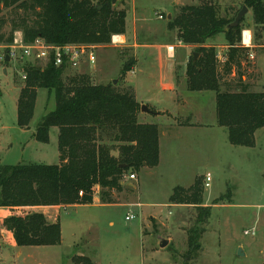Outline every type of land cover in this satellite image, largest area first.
Returning <instances> with one entry per match:
<instances>
[{"label":"rangeland","instance_id":"rangeland-1","mask_svg":"<svg viewBox=\"0 0 264 264\" xmlns=\"http://www.w3.org/2000/svg\"><path fill=\"white\" fill-rule=\"evenodd\" d=\"M92 1L95 4L103 2ZM208 1H213L224 17H232L244 7V0H116L115 8L127 11V34L132 36L137 28L140 42L147 39L156 46L138 53L141 65L150 66L153 71V77L148 80L152 87L148 84L145 88L157 95L152 104L157 109L175 112L181 122L192 117L196 125L180 129L170 126L168 116L158 118L143 114L140 123L159 126L161 164L156 168L145 167L138 173H129L123 181L127 191L115 193L120 203L108 205L100 200L101 205L97 190L93 205L61 208L57 214L62 228L60 246L33 250L24 257L21 253L0 247L1 253L6 256L4 258L0 253V264H75L73 258L78 256L88 257L95 264H183L182 256L187 251L186 231L195 225L197 211L194 207L173 206L170 197L176 187L189 188L197 177H201L205 185L207 175L212 177V181L209 188L205 186L204 205L211 207L212 212L201 239L200 256L190 264H263L264 130L258 133L254 150L235 147L229 142L227 129L214 123L217 122L214 92H190L185 82L178 88V97L183 99L184 106L161 96L162 93H169H165L168 91L162 88L159 77L166 74L165 65L169 67L173 63L167 44H179L178 31L168 30V16L174 17L182 6ZM3 15L9 18L11 13L5 11ZM159 15H163L164 19H159ZM242 29L251 30L256 57L255 61L246 63V71L257 75L254 76L257 83L255 90L264 92V28L255 25L253 13L249 10ZM4 31L8 33L10 27ZM18 43L0 45V165H59V129L51 130L47 144L35 138L43 117L55 110L54 94L40 89L29 129L18 127L17 105L20 89L25 83L22 74L27 63L21 60L5 62L11 48ZM212 46L220 57L225 58L228 54L227 42L216 41ZM96 50L101 62L100 67L91 72V76L94 74L93 82L100 85L119 80L117 86H124L125 76H121L128 66L135 63L133 49L127 45L116 47L112 41L109 46L96 47ZM187 53L186 48L178 47L177 61L182 66V69L177 68L179 76L185 71ZM194 53L195 48L192 47L188 63ZM30 64L38 67L47 65L45 62ZM159 65L165 67L157 72ZM88 68L83 64L82 73H87ZM66 74L77 72L68 68ZM197 124L209 125V130L203 131ZM132 174L138 177L136 181L129 179ZM128 190H133V193ZM221 198L223 200L220 201ZM7 212L9 209L0 208V233L8 231L3 224ZM131 215L135 218L127 221L126 217ZM54 218L55 214L50 221ZM253 230L256 231L255 236L244 233ZM166 240L169 245L163 249L160 246ZM240 250L245 256L239 255Z\"/></svg>","mask_w":264,"mask_h":264},{"label":"trees","instance_id":"trees-1","mask_svg":"<svg viewBox=\"0 0 264 264\" xmlns=\"http://www.w3.org/2000/svg\"><path fill=\"white\" fill-rule=\"evenodd\" d=\"M244 6L252 11L255 25L264 28V0H244ZM5 11L11 13L9 18L3 15ZM237 14L221 16L213 1L202 2L182 6L167 27L178 31L179 41L199 54L188 63L187 89L214 92L217 125L227 129L229 142L254 148L256 132L264 129V92L255 90L257 75L246 71L250 59L249 49L241 46L244 20L226 31ZM126 21L127 11L117 10L112 0L97 4L92 0H0V45H13L15 34L21 32L26 44L42 39L54 46H109L113 37L125 35ZM7 27L8 33L4 31ZM221 34L228 45L225 61L215 47L207 46ZM66 70L67 66L57 67L53 61L45 67H24L18 127L29 129L40 89L53 93L55 110L43 117L35 138L47 144L51 130L59 129L60 164L0 165V208L11 212L3 224L19 248L62 244L60 219L51 224L45 214L27 213L25 208L90 206L97 190L104 204L120 203L115 193L127 191L123 181L128 174L160 163L159 126L139 122L142 106L133 87L95 84L88 74L68 75ZM150 110L154 116L162 115ZM177 121L187 127L192 117ZM204 194L203 180L197 177L189 188L176 187L170 197L173 206L197 211L195 225L186 231L183 264L197 261L202 251L201 239L212 212L204 205ZM73 262L95 264L85 256L75 257Z\"/></svg>","mask_w":264,"mask_h":264},{"label":"crops","instance_id":"crops-1","mask_svg":"<svg viewBox=\"0 0 264 264\" xmlns=\"http://www.w3.org/2000/svg\"><path fill=\"white\" fill-rule=\"evenodd\" d=\"M249 31L251 32V30H249ZM169 32H171V31H169ZM15 40H23V35H22L21 32H17L16 33ZM112 41L114 42V45L116 47H123V46L127 45L128 48L131 47L133 49L132 53H134V56H135V63L133 65L131 71L129 73H127L126 76H125L124 86H131V87L134 88L138 103L141 104V106L147 105L148 107H150L151 109L155 110L156 112L161 113L162 115H157L158 118L159 117L163 118V117H167L168 116V119L171 120V122L169 123L170 126L173 125L175 127H180V129L192 128L193 126H195L196 123H193V122H191V125L187 126V127L178 125V121H177L178 118L175 116V112L173 113L170 110H165V109H160V108L157 109V108H155L154 104H152L154 99L157 97V95L154 94L153 90H148V89H145V88H146V86L148 84H150V87H152L151 82H149L148 80L153 77V71L151 70L150 66L149 67H147V66L145 67V66L141 65V63L139 61V58H138V53H139V50H142V49L152 50V49L156 48V46H154L153 44H150V42H148L147 39H142L141 40L142 42H140V39H139L138 34H137V28H136V30H134V33H133L132 36L128 35L127 34V26H126L125 35L115 36V37H113ZM216 41L217 42L221 41L223 44H225L227 42L225 37H224V34H221V35L217 36L216 38L209 40L208 43H207V46L214 47L212 45H215ZM171 46L175 47L174 51H170L169 50V47H171ZM179 46H183L184 48H186L188 50V53L185 55V57H186L185 62H184L185 71L182 72L183 73L182 76H179L177 74V68L179 67V68L182 69L181 64L179 66V63L177 61V49H178ZM253 47L254 46L252 44V48L249 49V54L251 53V54L254 55V60L253 61H255L256 57H255V54L253 52ZM167 49H168L169 57L171 59H173V63H171V65H169V67H167V64L165 65L166 67L163 66V65H159L158 66L157 72L160 71L161 69L163 70V68L165 67L166 74L164 73L165 75H163V73H162L163 76H160L159 78H161V82L160 83H161L162 88L164 90L167 89L166 91H168V92H165V93H169V94H163L162 93L161 96H163L164 98L167 97L168 100L170 102L174 103V104L177 102L178 105L184 106L185 102L183 101V99H180L178 97V88H179V86L181 84L183 85L187 81V79H186L187 78V75H186L187 74V63H188L187 62V58H188L189 52L192 49V47L191 46H187V45L183 44L181 41H179V44H177V45L167 44ZM96 55H97V63H96V65L93 66V67L88 66L89 67L88 68V72L85 73V74H88V75L91 76V72L96 70V68L100 67L101 57H100V54L98 53L97 50H96ZM218 57L221 58L219 55H218ZM76 72H77V74H84V73H82L83 71H82L81 68L79 70H76ZM148 73H151L150 76H149L150 78L148 77ZM93 75L94 74H92V76ZM92 76H91V78H92ZM92 80H93V78H92ZM178 80L180 81V83L178 82ZM100 85H108V84H100ZM257 92H259V91H257ZM201 93H203V92H201ZM50 94H53V93H50ZM203 94H205V93H203ZM202 96L205 97V95H202ZM215 99H216V94H215ZM142 115L147 117V116H151L153 114L152 113L148 114V113L141 112V114L139 116V121L142 118ZM191 116H194V114H191ZM216 121H217V118H216ZM144 123L146 124V122H144ZM214 123H216L215 125H217V122H214ZM197 125H200V124H197ZM215 125H213V126H215ZM200 126H201L200 129H202L203 131L209 130V127H210L209 125H200ZM261 130H264V129L258 130L256 132V134H255L256 146L254 148H250V149L254 150L257 147L258 133ZM160 138H161V134H160ZM161 148L162 147H161V140H160V163H159V165L161 164V155H162ZM137 179H138V177L136 176V179L132 180V181H136ZM123 186H124V184H123ZM96 199H97V196H96V193H95L94 200H96ZM100 200L101 199H99V197H98V201L101 204ZM101 205H103V204H101ZM73 207H80V206H73ZM73 207H68V209L73 208ZM182 207H186V206H182ZM61 208H64V207L25 208L24 211H26L27 213H36V212L43 213V214H45L48 222L53 224V223H55L57 221V219H59L57 217V214H58V212H59V210ZM53 214H55V218L53 219V221H50L51 220V216ZM10 215H11V212L9 211V212H7L5 214V216H6L5 218H7ZM6 240H9V241H6ZM0 247L2 249H4V248L7 249L8 248L7 251L16 252L18 254L21 253V256H23V257L26 254H30V252L33 251V250H41L40 248H43V247H29V248H26V249H25V247L19 248V247H17L15 245V242L13 240L12 234L9 231H5V233H0ZM17 250H20V251L17 252ZM1 252H2V250H0V253ZM1 255L4 256L3 253H1ZM263 255H264V253H263ZM4 258H6V256H4Z\"/></svg>","mask_w":264,"mask_h":264},{"label":"built area","instance_id":"built-area-1","mask_svg":"<svg viewBox=\"0 0 264 264\" xmlns=\"http://www.w3.org/2000/svg\"><path fill=\"white\" fill-rule=\"evenodd\" d=\"M159 19H164L163 15H159ZM19 40H15L18 43ZM14 42V43H15ZM253 44V35L249 30H244L242 32V42L241 46L246 49H251ZM175 47H169L170 51H174ZM10 59L12 60H21L27 64L30 62H45L50 63L53 61L54 65L59 66H67L68 68L79 70L82 68L83 64H87L90 67H93L97 63V55H96V47L93 46H82V45H66V46H54L46 43L42 39H37L35 42L31 44L24 43L21 40L20 44H16L11 48L10 51ZM249 58L251 61L254 60V55L249 54ZM222 61H225V58H220ZM35 65V64H33ZM22 78L25 81L26 75L23 70ZM129 179L135 180L136 175L132 174L129 176ZM212 181V177L207 175L205 186L207 188L210 187V183ZM135 217L133 215L127 216L126 220L131 221ZM246 236H255L256 231L253 230L251 232L245 231Z\"/></svg>","mask_w":264,"mask_h":264},{"label":"water","instance_id":"water-1","mask_svg":"<svg viewBox=\"0 0 264 264\" xmlns=\"http://www.w3.org/2000/svg\"><path fill=\"white\" fill-rule=\"evenodd\" d=\"M115 2H116V0H113L112 1V3H113V5L115 4ZM99 9H100V7H99ZM249 12V9L246 7V6H244L239 12H238V14L236 15V17H235V19L233 20V22H231L227 27H226V31H230V30H232V29H234V28H237L240 24H241V22L244 20V18H245V16H246V14ZM172 19V15H169L168 16V20L170 21ZM193 57H194V61L199 57V54H197V53H194L193 54ZM10 61H11V59H10V56H7L6 58H5V62L6 63H10ZM5 73H7V71H6V69H5ZM118 81L119 80H115V81H113V84L114 85H117V83H118ZM141 112H143V113H148V114H150V113H152L151 112V110L145 105H143L142 107H141ZM169 245V241H163V243L161 244V248H166L167 246ZM239 255L240 256H245L244 255V253H242V250H240L239 251Z\"/></svg>","mask_w":264,"mask_h":264},{"label":"bare ground","instance_id":"bare-ground-1","mask_svg":"<svg viewBox=\"0 0 264 264\" xmlns=\"http://www.w3.org/2000/svg\"><path fill=\"white\" fill-rule=\"evenodd\" d=\"M117 39V38H116ZM118 43V42H117Z\"/></svg>","mask_w":264,"mask_h":264}]
</instances>
